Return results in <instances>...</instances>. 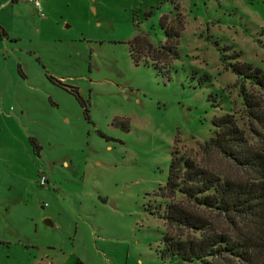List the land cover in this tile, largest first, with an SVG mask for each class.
<instances>
[{"label": "rangeland", "instance_id": "obj_1", "mask_svg": "<svg viewBox=\"0 0 264 264\" xmlns=\"http://www.w3.org/2000/svg\"><path fill=\"white\" fill-rule=\"evenodd\" d=\"M40 2L0 0V264H174L162 255L178 231L161 216L171 154L240 173L200 145L215 116L246 127L225 62L239 53L264 71V0ZM176 5L179 57L141 45L136 64L129 40L156 50Z\"/></svg>", "mask_w": 264, "mask_h": 264}, {"label": "trees", "instance_id": "obj_2", "mask_svg": "<svg viewBox=\"0 0 264 264\" xmlns=\"http://www.w3.org/2000/svg\"><path fill=\"white\" fill-rule=\"evenodd\" d=\"M177 9L176 5L173 13L160 17L165 41L156 50L141 33L129 40V53L136 64L141 45L152 60L164 64L179 57L185 23ZM0 31L6 35L1 27ZM238 57L239 53L234 54V61L225 62V67L241 79L239 95L246 127H240L231 113L215 116L214 132L200 149L206 156L225 159L240 173L226 176L179 154L177 148L172 152L162 189L170 200L161 216L178 230L165 235L162 253L174 264H264V71ZM75 94L89 118L85 102ZM29 141L38 154L36 139L30 137ZM178 194L180 199H176Z\"/></svg>", "mask_w": 264, "mask_h": 264}, {"label": "built area", "instance_id": "obj_3", "mask_svg": "<svg viewBox=\"0 0 264 264\" xmlns=\"http://www.w3.org/2000/svg\"><path fill=\"white\" fill-rule=\"evenodd\" d=\"M30 2H32L35 7L38 9V11H41V2L40 0H29ZM46 182V177L45 176H41L40 177V183L44 184Z\"/></svg>", "mask_w": 264, "mask_h": 264}, {"label": "water", "instance_id": "obj_4", "mask_svg": "<svg viewBox=\"0 0 264 264\" xmlns=\"http://www.w3.org/2000/svg\"><path fill=\"white\" fill-rule=\"evenodd\" d=\"M46 224L51 225V222L49 220H45Z\"/></svg>", "mask_w": 264, "mask_h": 264}, {"label": "crops", "instance_id": "obj_5", "mask_svg": "<svg viewBox=\"0 0 264 264\" xmlns=\"http://www.w3.org/2000/svg\"><path fill=\"white\" fill-rule=\"evenodd\" d=\"M7 35V34H6Z\"/></svg>", "mask_w": 264, "mask_h": 264}]
</instances>
